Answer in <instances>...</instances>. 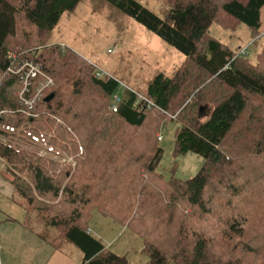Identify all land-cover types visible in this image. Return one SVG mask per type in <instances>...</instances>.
<instances>
[{"label": "trees", "instance_id": "1", "mask_svg": "<svg viewBox=\"0 0 264 264\" xmlns=\"http://www.w3.org/2000/svg\"><path fill=\"white\" fill-rule=\"evenodd\" d=\"M81 1L0 0V172L25 209L21 223L75 246L83 264H133L93 234L96 209L142 239L147 264H264V0H164L163 15L105 0L185 55L144 93L121 95L116 76L48 42ZM241 23L262 44L254 61L212 32ZM26 60L43 73L30 94L55 80L32 106L19 96ZM168 122L174 154L204 158L191 178L158 170Z\"/></svg>", "mask_w": 264, "mask_h": 264}, {"label": "rangeland", "instance_id": "2", "mask_svg": "<svg viewBox=\"0 0 264 264\" xmlns=\"http://www.w3.org/2000/svg\"><path fill=\"white\" fill-rule=\"evenodd\" d=\"M139 1L159 15H163L167 6L164 0ZM212 32L234 50L249 54L253 61L262 50L261 42L252 43L247 24L241 23L236 30L213 24ZM48 42L76 50L96 64L102 74L116 76L121 82L120 95L127 86L144 93L155 75L159 72L171 75L185 59L180 50L105 0H82L74 11L62 17ZM115 46V52H108ZM176 126V122H168L161 127L159 144L164 152L158 170L167 176L174 174L187 179L202 167L204 158L191 151L181 156L174 154ZM89 224L93 234L113 250L125 254L133 264L148 263L142 239L129 228L97 209Z\"/></svg>", "mask_w": 264, "mask_h": 264}, {"label": "crops", "instance_id": "3", "mask_svg": "<svg viewBox=\"0 0 264 264\" xmlns=\"http://www.w3.org/2000/svg\"><path fill=\"white\" fill-rule=\"evenodd\" d=\"M261 19L264 33V7ZM5 166L0 157V171ZM20 206L13 184L0 172V264H83V253L73 245L54 246L26 228L21 223L26 212Z\"/></svg>", "mask_w": 264, "mask_h": 264}, {"label": "built area", "instance_id": "4", "mask_svg": "<svg viewBox=\"0 0 264 264\" xmlns=\"http://www.w3.org/2000/svg\"><path fill=\"white\" fill-rule=\"evenodd\" d=\"M115 48H109L108 52H115ZM42 67L37 64L36 62L32 60H26L23 61V63L19 66L17 69V72L22 73V80L24 81L22 84V88L20 90L19 96L22 102H24L27 106H32L34 103L37 102L41 98V95H43V90L48 87L52 86L54 84V81L52 77H47L45 84L41 86V88H38L35 93L30 94V85L33 78L38 76L42 73ZM116 99H119V97L116 95ZM113 108L116 110V104H113ZM159 139H162V136H159Z\"/></svg>", "mask_w": 264, "mask_h": 264}, {"label": "water", "instance_id": "5", "mask_svg": "<svg viewBox=\"0 0 264 264\" xmlns=\"http://www.w3.org/2000/svg\"><path fill=\"white\" fill-rule=\"evenodd\" d=\"M55 92L51 93L50 95H48L46 98H45V101L48 102L50 101L54 96H55Z\"/></svg>", "mask_w": 264, "mask_h": 264}]
</instances>
